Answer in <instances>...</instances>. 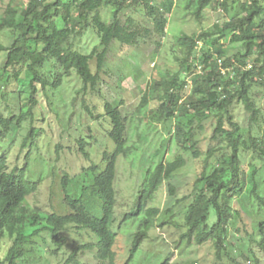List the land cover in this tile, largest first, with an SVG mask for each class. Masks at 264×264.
Instances as JSON below:
<instances>
[{
	"label": "trees",
	"instance_id": "obj_1",
	"mask_svg": "<svg viewBox=\"0 0 264 264\" xmlns=\"http://www.w3.org/2000/svg\"><path fill=\"white\" fill-rule=\"evenodd\" d=\"M18 1L10 0L0 18V34H9L8 45L0 43V241H9L0 264H29L30 259L39 264V258L56 255L67 246V234L71 233H83L85 241L72 251L67 263L78 254L91 253L86 257L97 264H116L113 249L117 233L113 224L117 223V169L120 160H128L137 150L127 139L122 102L103 105L110 123L107 138L114 151L103 153L102 170L87 151L93 139L76 141V152L71 155L83 156L86 165L80 171L91 178V183L73 195L69 187L76 175L64 173L61 187L65 213L25 207L27 199L38 192L39 184L28 176V165L21 163L20 153L28 145L29 149L35 147L42 132L37 127L46 120L38 98H45L51 109L50 95L62 89L73 75L82 84L76 92L83 96L81 109L92 120L104 116H95V106L90 108L85 99L97 91L112 46H134L150 34L149 29L126 16L127 12L143 9L159 34L165 33L166 22L155 0H27L26 6L17 7ZM209 8L218 10L226 22L216 25L212 32L175 37L176 46L184 54L180 69L148 88L141 105L145 108L155 102L153 119L175 121L176 147L194 159L202 157L198 136L205 131L203 123L208 122L212 128L183 223H171L181 231L180 241L196 246L211 244L217 264H261L258 255L264 256V194L258 181L264 175V130L254 128L264 115L252 90L254 86L264 89V0L187 3L198 22ZM104 10L109 12V20H104ZM86 33L99 39L89 54L75 46ZM92 62L96 63L95 73ZM198 71L205 73L200 77L203 80L186 96L187 79L196 77ZM11 98L15 103H10ZM237 106L247 115L246 125L235 118ZM25 122L30 123L29 141H23L13 158L15 137ZM169 145L170 140L162 146L163 151L154 154L159 162L145 171L135 210L123 216L125 222L142 216L130 260L161 215L159 209L148 207L155 194L166 183L170 198L176 196L171 182L186 167L181 154L166 160ZM245 199L250 202V210L239 204ZM235 203L240 205L237 210ZM243 215L250 218L249 230ZM50 241L54 252L47 250ZM161 264H171L169 255Z\"/></svg>",
	"mask_w": 264,
	"mask_h": 264
},
{
	"label": "rangeland",
	"instance_id": "obj_2",
	"mask_svg": "<svg viewBox=\"0 0 264 264\" xmlns=\"http://www.w3.org/2000/svg\"><path fill=\"white\" fill-rule=\"evenodd\" d=\"M189 1L191 0H155L154 4L159 13L163 14L166 22L164 34L157 32L156 27L151 24V17L146 16L143 9L127 12L126 16L131 17L135 24L149 29L150 34L148 38L139 40L134 46L114 44L100 73L101 82L97 91L85 99V103L90 108L95 106V116L104 115L105 102H112L115 105L122 102L120 110L127 120V139L131 146L137 148L128 160L119 161L117 169L114 213V220L116 219L117 223L113 224V229L117 233L113 249L116 253V264H161L168 255L171 264H217L214 261L211 244L196 246L182 242L181 231L171 226V223L180 225L183 223V216L193 197L194 183L201 172L204 155L209 147L212 128L208 122L203 123L205 131L198 136L199 152L202 157L194 159L177 149L175 121L163 123L156 118L153 119L151 110L156 108L155 102L149 101L150 104L145 108L141 105L142 97L148 88L180 69L184 54L176 46L175 37L180 34L197 36L204 32H212L216 25L221 26L226 22L224 16L213 8L203 13L201 21H196L191 11L187 9ZM9 2L10 0H0V18L3 17ZM26 4L27 0H19L15 6L24 7ZM101 14L104 20L110 19L107 10L102 11ZM0 43L4 46L8 45V33L0 34ZM98 43L97 36L86 33L75 41V46L89 54ZM201 54H198L199 58ZM91 69L93 73L96 72L95 62L91 63ZM198 72V76L187 79L189 86L186 89V96H190L201 84L203 78L200 77L205 73ZM14 88L13 86L9 90ZM81 88V82L73 75L65 81L62 89L50 95L51 109L45 98H38L44 108L46 120L37 127L42 129V132L36 140L35 147L29 149L28 145L25 151L20 153L21 163L28 165V176L39 184L38 192L29 197L25 203V207L29 209H39L41 212H49L53 209L59 214L66 212L61 187V179L65 172L72 176L76 175L69 187L73 195H78L83 185L91 183V178L88 175L83 176L84 173L80 171L82 165H86L83 156L77 158L71 155L76 152L77 140L89 137L93 139V141L89 140L91 146L87 151L92 162L98 164L100 170L105 167L102 162L103 153L114 151L113 144L107 138V133L110 131L108 118L104 115L99 120H92L81 109L83 96L76 94ZM252 92L256 95L258 107L264 115V89L254 86ZM10 103H15V100L11 98ZM234 115L240 124L246 125L247 115L243 108L237 106ZM258 130H264L263 118L260 119L259 126L254 128V131ZM29 131L30 123L25 122L15 137L13 158L19 152L23 141H29ZM60 132L61 138H59ZM168 140L170 145L166 160H172L177 154H181L186 161V167L178 172L171 182L175 186L176 196L170 198L166 183L155 194L148 207L159 209L161 215L156 220L155 228L149 232L148 239L141 244L130 260L133 237L139 228L142 216L126 222L122 219L125 214L135 210V198L140 190L143 175L147 169L157 165L159 157H155L154 154L159 150L163 151L162 146L166 145ZM57 145L63 148L57 149ZM258 183L260 192L264 194V175L259 178ZM239 204L250 210V202L248 203L247 199L240 200ZM239 204H234L236 210L240 208ZM167 209L171 210L170 213L164 214ZM243 217L249 230L250 218L247 215ZM162 223L165 224L160 227ZM67 237V246L56 255L39 258V264H66L72 251L85 241L83 233H71L67 234ZM8 244V239L0 241V258L3 257ZM47 250L55 251L51 241ZM90 255L91 253L85 256L78 254L67 264H97L95 260L89 259ZM258 256L261 264H264V256L262 254ZM34 262L32 259L29 260V264Z\"/></svg>",
	"mask_w": 264,
	"mask_h": 264
}]
</instances>
